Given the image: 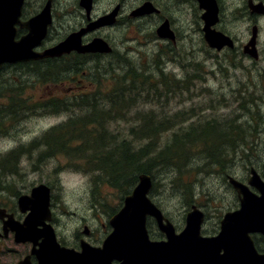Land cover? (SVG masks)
Returning <instances> with one entry per match:
<instances>
[{
	"label": "rangeland",
	"instance_id": "374dc122",
	"mask_svg": "<svg viewBox=\"0 0 264 264\" xmlns=\"http://www.w3.org/2000/svg\"><path fill=\"white\" fill-rule=\"evenodd\" d=\"M223 1L232 11V4H237L238 0ZM139 2L140 0H93L91 16L100 17L110 13L116 5L120 6L117 22L84 34L89 36L94 33L91 36L104 39L113 49V53L78 59L83 63V68L78 73L72 74V70L75 68V58L79 56H72L68 60L50 65L34 63L27 67L12 69L8 73V70L0 71V108L6 106L3 103L7 104L12 95H18L20 99L28 102L24 105L27 109L22 111L20 107L17 108L19 112L16 115L19 117L8 122L5 126L6 130L0 134V159L7 157L11 151L18 152L15 162L18 174L6 169L8 163L2 167L3 160L0 161V208L5 212L19 213L17 197L20 194H29L31 188L39 183L48 185L53 197L52 209L57 237L58 239L61 237L68 246H75L79 238L85 237L83 235L85 226L91 232L89 234L91 241L94 244L101 242L108 233L107 220L110 215L107 216L100 209L96 211L93 205L101 201L104 203L102 205L118 209L123 192L105 181H93L98 174L91 176L87 171L92 164L87 165L78 158L67 159L63 154L48 153L49 155L46 156L43 153L46 149L45 145L40 142L34 146L31 144L40 141L39 137L42 133L63 122L67 116V112L61 111L62 108H59L60 112L52 113L49 101L59 102L67 109L70 107L71 97H63L62 94L65 95L69 91V96L77 95L73 93L78 91L105 92L109 88L111 74L117 76L114 73L117 72L123 75L128 66L133 69H139L142 65L151 68V65L160 59L163 62L164 74L175 77L180 82L174 83L169 94H166L167 91L162 94L160 102L156 101L153 90L142 92L138 100L147 101L151 98L154 101L132 106L130 122L117 118L106 126L113 132H119V136L129 138L128 128L133 122V116L150 109L166 115L192 110L194 115L183 124L179 123L182 127L192 122L198 125L206 120H217L228 125L233 122L242 125L253 121L252 131L259 130L257 142L254 141L257 140V135H253V132L230 134V138L236 141L242 142L244 139L260 144L249 150V156L239 157L241 153H237L232 162L227 164L223 161L222 168L211 164L206 170L182 175L183 182L192 184V191L196 194L195 205L205 212L206 218L202 230L212 232L217 229L218 218L238 204L236 193L227 182L228 175L246 181L251 166L260 174L264 172L262 146L264 142H259V139H264V53H261L257 60L251 57L239 59L232 55L228 56V59L225 52L213 51V48L205 43L198 42L196 36L195 40L183 38L178 44L177 55L174 51L161 55L157 51V42L153 43L154 39L150 35L152 31L147 28L145 21L139 22V18L129 16V12ZM54 16V33H59L56 39L77 30L81 22L86 19L85 9L79 5V0H55ZM259 21L263 27L261 38L264 40V19ZM233 25L237 29L244 28V23L238 21L230 22L227 27L231 28ZM157 54H160V57ZM40 69L50 78H42ZM153 75L159 76L156 72ZM71 76L76 78L72 77V81L69 79ZM151 82H155V79H151ZM160 90L162 91V88ZM164 136L167 138L169 134L164 133L162 138ZM20 148L32 152L31 155L19 152ZM41 153L45 159L38 162L36 157ZM81 166L87 170L82 169ZM132 187H129V191ZM149 196L158 204L176 230H180L184 225V215L191 205L187 206L179 197H174L171 190L161 184L157 185L155 194ZM148 228L151 238L156 237L159 230L153 221L149 220ZM5 246L9 247L8 243H5ZM13 260L14 257L8 253L0 257V262L7 264Z\"/></svg>",
	"mask_w": 264,
	"mask_h": 264
},
{
	"label": "water",
	"instance_id": "95a60500",
	"mask_svg": "<svg viewBox=\"0 0 264 264\" xmlns=\"http://www.w3.org/2000/svg\"><path fill=\"white\" fill-rule=\"evenodd\" d=\"M49 2L23 24L28 30L26 35L15 40L14 25L20 15L22 0H0V65L4 62L56 57L72 50L79 53L111 51L110 45L100 37L93 38L85 45H82L81 38L88 31L114 23L119 5L86 27L71 32L55 46L42 52L32 51L51 23ZM198 2L199 7L204 9L203 31L208 45L217 49L225 44L231 45L228 38L210 27L217 19L215 0ZM79 5L88 16L92 0H79ZM153 11L156 8L146 1L132 10L130 16H142ZM254 11L264 13V5L256 4ZM157 34L159 37H173L166 23L157 28ZM228 182L237 193L239 207L223 215L219 232L213 237L200 235L204 214L195 205L186 213L183 229L176 233L172 222L148 196L152 179L144 173L138 176L136 185L124 197L120 209L109 218L111 231L101 246L90 245L83 239L80 240L79 250L59 244L49 224L50 189L45 184L34 186L29 194L18 197L19 209L28 212L23 221L10 218L5 222V227L14 232L15 241L32 243L31 253L36 256L37 264H264V252H257L249 236L254 232L264 235V181L251 168L247 183L232 176L228 177ZM3 212L4 209H0V213ZM148 217L155 220L165 240H150L146 226ZM16 264L30 263L25 258Z\"/></svg>",
	"mask_w": 264,
	"mask_h": 264
},
{
	"label": "trees",
	"instance_id": "16d2710c",
	"mask_svg": "<svg viewBox=\"0 0 264 264\" xmlns=\"http://www.w3.org/2000/svg\"><path fill=\"white\" fill-rule=\"evenodd\" d=\"M157 56L160 57V54ZM83 58L86 56L75 58L72 74L81 71L83 63L78 59ZM154 63L151 68L142 65L139 69H133L128 66L123 75L114 72L117 76H112V73L109 88L105 92L92 90L73 93L77 95L70 96V107L67 109L59 102L49 101L52 113H58L59 108H62L61 111L67 112V116L63 122L42 133L40 141L33 142L31 146L40 142L46 146L43 152L46 156L48 153L63 154L67 159L78 158L87 165L92 164L88 170L81 167L89 171L91 176L98 174L93 181H105L112 187L120 189L123 195L130 192L129 187L136 184L139 174L146 173L153 181L151 195L155 194L157 185L161 184L187 206L195 203L196 194L192 191V184L183 182L182 175L206 170L211 164L222 168L223 161L227 164L232 162L237 153H241L239 157L249 156V150L254 149L258 143L244 139L242 142L236 141L230 138V134H242L244 131L251 133L253 124L250 121L242 125H238L237 122L228 125L217 120H206L198 125L192 122L182 127L179 123L183 124L190 119L194 115L192 110L166 115L150 109L132 115L133 122L128 128L129 138L107 129L108 123L117 118L130 122L132 106L154 101L151 98L147 101L138 100L142 92L153 90L156 101L160 102L162 94L166 91V94H169L174 83L180 82L179 79L164 74L163 62L160 59ZM39 72L42 78H50L42 69ZM154 72L159 76L153 75ZM72 77L74 76L69 79L73 81ZM151 79H155V82H151ZM17 97L18 95L10 96L9 104L3 109L0 108V134L6 130L8 122L19 117L16 115L19 112L17 108L20 107L22 111L27 109L24 105L28 102ZM164 133H168L169 136L162 138ZM262 146L264 147V143ZM17 154V151H11L0 161L3 160L2 167L8 163L6 169L18 174L15 163ZM30 155L31 152H28V156ZM36 158L38 162L45 159L42 153ZM162 179H166L165 182H158ZM123 195L120 197L121 201ZM98 203L93 207L96 211L100 209L107 216H111L117 210L102 205L104 203L101 201Z\"/></svg>",
	"mask_w": 264,
	"mask_h": 264
},
{
	"label": "flooded vegetation",
	"instance_id": "af4514ba",
	"mask_svg": "<svg viewBox=\"0 0 264 264\" xmlns=\"http://www.w3.org/2000/svg\"><path fill=\"white\" fill-rule=\"evenodd\" d=\"M48 1H50L49 2L50 3V14H51L52 21L50 25L47 26L45 34L42 37L40 43L38 45L33 46L32 51L34 52H42L44 51V49L54 46L58 41L64 38L62 37V38L56 39V37L59 36V33H54L55 32L54 31L55 30L54 29L55 0H22L21 6H20V15H19L17 23L14 25V30H15L14 39L19 40L21 37L26 35L28 31L25 25L23 24H25L31 17L38 14L43 9V7L47 4ZM144 1L151 2L153 6L156 8V11L148 13L142 17H139L138 21L140 22L144 20L146 26H148L147 28H149V30L152 31L150 32V35L154 39L153 43L157 42L156 44V47L158 46L157 51H159L161 55L162 54L166 55L168 53H172L173 51L177 55L178 54V50H177L178 44L181 43L183 38H190L191 40L192 39L195 40V37L197 36L198 42H202V43H205V45H207L205 42L204 33H203L204 19L202 18V15L204 13V9H201L199 7L198 0H144ZM142 2L143 1L140 0V2L135 7L139 6ZM215 2L218 8L217 9V19L213 24H211V28L227 36L231 41V45L225 44L220 49L218 50L213 49V51L216 50L217 52H225V54L227 55L226 58L232 55L233 57L236 56L239 59L251 57L257 60L260 57V54L264 53V40H262L261 38V34H262L261 32L263 30V27L260 25V21H259L260 19L262 20L264 19V13L256 12L254 11V8L256 4L264 5V0H238L236 1L237 4H232V11L230 10L231 8H229L226 2L224 3L223 0H215ZM92 7H93V0H92L91 8ZM96 17L98 16H93V15L91 16V13H90V20H93ZM86 19L81 22L82 24L80 27H82L83 25H86V22L88 21L89 18L86 17ZM236 21H238L239 23H244L243 25L244 28L237 29L234 27V25L231 28L227 27V25L230 22L234 23ZM164 23L168 25V28L172 32L173 34L172 38H169L167 36L165 37L158 36L157 28ZM93 34H89V36H83L82 43H87L91 41L93 38H95L96 36H91ZM62 35H65V34H62ZM157 39H159V41ZM252 54H255V56ZM98 55L101 56L100 53H77L73 51V52L63 54L59 57L28 59V60H22V61H18L14 63L5 62L0 65V71L8 70L7 71L8 73L12 69H17L18 67H27L34 63H43L45 65H48V64L50 65V64H53L54 62L68 60L72 56H86L89 58H94ZM81 92L82 91H78L77 93H81ZM69 94H70V91L69 93L65 95L62 94V95L63 97L69 98L70 97ZM8 104H9V100L7 104L3 103V105H8ZM252 124H253V121H252ZM254 134L257 135V140H254L257 142L258 136H259V130L258 129L254 130L253 135ZM259 142H264V139H259ZM19 152H23L24 155H28V151H26V149L20 148ZM260 175L264 179V173ZM52 200H53V197H52V192H51L50 207H51L52 215H51L50 223L53 226L55 233L57 235V230L55 228V223H54L55 217H54V211L52 209V205H53ZM237 201H238V198H237ZM237 207H238V204L234 209H236ZM8 215L12 216L14 220L21 221L25 214L21 213L20 211L19 213H16V211L0 213V257L5 256V253H8L14 257L13 262L9 264H16L25 258L28 259L30 264H37L36 256L31 253L32 243L15 241L13 232L8 227H5V222L7 221V219H9ZM204 219H205V212H204ZM219 220L220 219L218 218V224H216L218 228H219ZM218 228L214 229V231L212 232H208L207 230H201L200 235L202 237L216 236L219 232ZM108 229H109V225H108ZM176 232L179 233L180 230ZM90 233L91 232H89V230L85 226L83 230V235H85V237L79 238L75 246L65 245L64 244L65 241L61 237L60 239H58V241L60 242L61 245L73 247L75 249H79L81 239H84L87 243L91 245H95V246L100 245L101 242H99L98 244H94V242L91 241V239L89 238ZM249 236H250L253 247L258 252L263 253L264 252V235L261 233L254 232V233H250ZM153 238H156V239H153ZM153 238L151 239L162 240L164 239V235L161 232H157L156 237H153ZM5 243H8L9 247H6ZM0 264H7V263L0 262Z\"/></svg>",
	"mask_w": 264,
	"mask_h": 264
}]
</instances>
